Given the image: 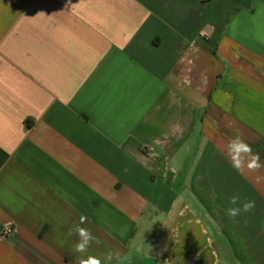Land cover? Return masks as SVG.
I'll use <instances>...</instances> for the list:
<instances>
[{"label": "crops", "instance_id": "crops-1", "mask_svg": "<svg viewBox=\"0 0 264 264\" xmlns=\"http://www.w3.org/2000/svg\"><path fill=\"white\" fill-rule=\"evenodd\" d=\"M237 135L264 163V0H0V264H75L81 216L118 264H264Z\"/></svg>", "mask_w": 264, "mask_h": 264}, {"label": "clouds", "instance_id": "clouds-1", "mask_svg": "<svg viewBox=\"0 0 264 264\" xmlns=\"http://www.w3.org/2000/svg\"><path fill=\"white\" fill-rule=\"evenodd\" d=\"M226 154L232 169L241 175L246 171L257 172L264 168V163L261 162L259 153L254 152L252 146L239 135L228 140ZM229 203L232 205L226 210V215L229 218H235L242 212H249L255 206V202L250 200L241 204L238 195L231 196ZM86 221L87 218L81 216L79 222L70 229V234H75L78 237L72 249L74 253L78 254L75 264H118L120 260L118 251L110 250L103 256L85 255L92 243H100L99 239L88 228L81 226Z\"/></svg>", "mask_w": 264, "mask_h": 264}, {"label": "built area", "instance_id": "built-area-1", "mask_svg": "<svg viewBox=\"0 0 264 264\" xmlns=\"http://www.w3.org/2000/svg\"><path fill=\"white\" fill-rule=\"evenodd\" d=\"M9 234H11V229L9 228L3 232V236H8Z\"/></svg>", "mask_w": 264, "mask_h": 264}]
</instances>
